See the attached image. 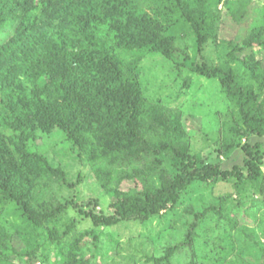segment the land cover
<instances>
[{
  "label": "trees",
  "instance_id": "1",
  "mask_svg": "<svg viewBox=\"0 0 264 264\" xmlns=\"http://www.w3.org/2000/svg\"><path fill=\"white\" fill-rule=\"evenodd\" d=\"M167 1L162 13L166 18L176 16L169 31L144 18L118 26L115 14H127L128 8L117 0H0V37L14 31L10 39L0 41V212L15 207L29 226L46 228L51 239L64 248L79 222L76 218L66 221L65 216L76 210L93 224L82 239L92 237L99 246L103 237L97 229L147 222L173 210L195 181L210 185L234 180L240 192L260 188L264 176L261 143L241 146L243 167L222 169L205 163L184 143L181 114L147 99L138 67L142 58H133L132 51L160 54L174 61L180 72L191 57L178 42L191 40L201 54L215 37L217 16L202 1ZM105 30L116 35L117 49L114 44H103ZM253 44L264 46V40L252 36L230 54L231 59L239 60L236 52ZM178 56L182 63L177 62ZM189 66L192 73L219 79L244 131L264 137L263 106L253 85L240 83L231 67L224 70L195 62ZM41 130L63 131L79 155H86L101 187L113 196L112 213L96 212L98 202L89 209L90 202H61L51 193V184L75 188L82 177L69 183L62 169L30 151V143ZM165 160L174 163L172 171ZM40 188L45 193L42 201H38ZM217 215L225 245L215 247L213 254L225 262L234 251L226 246L231 237L228 231L236 224L227 212L215 207L195 213L184 239L168 245L163 256L146 261L174 264L177 254L194 247L203 223ZM10 239L11 234L0 229L1 254ZM81 240L75 239L67 264H90L91 257L80 251Z\"/></svg>",
  "mask_w": 264,
  "mask_h": 264
},
{
  "label": "rangeland",
  "instance_id": "2",
  "mask_svg": "<svg viewBox=\"0 0 264 264\" xmlns=\"http://www.w3.org/2000/svg\"><path fill=\"white\" fill-rule=\"evenodd\" d=\"M165 1L168 2L117 0L123 8L128 9L127 14L121 11L116 13L114 22L120 27H127L132 20L144 18L169 31L170 23L176 16L169 14L166 18L162 13ZM200 1L210 14L217 16L215 37L205 45L201 54L191 40L178 42L191 57L184 69L181 68L179 72L174 61L155 52L137 50L131 54L133 58H142L138 67L147 99L181 114L185 132L183 140L189 152L205 163L219 165L222 169H232L237 165L243 167L241 146L246 142H258L262 144L264 152V137L250 136L244 131L240 117L224 93L219 79H207L192 73L189 65L195 62L224 70L233 68L240 83L254 86L263 106L264 118V46L253 44L242 52H236L239 60L233 61L230 57L236 48L250 42L252 36L264 40V0ZM196 3L193 1L192 5L196 6ZM13 33L11 31L10 35L1 36L0 41L10 39ZM115 36L112 31L105 30L103 44L112 46ZM248 55L253 57L249 58ZM182 61L183 58L178 56L177 62ZM248 66L253 67L256 74ZM30 151L39 152L53 167L62 169L69 183H75L79 176L82 177V183L75 188L51 184L50 191L57 199L61 202L75 200L80 204L90 202L89 209H94V202H98L96 212L103 210L112 213L113 196L101 187L86 155H79V150L63 131H39L37 139L30 143ZM165 165L173 170L171 160H165ZM262 170L264 173V166ZM238 189L234 180H219L210 185L195 181L173 210L147 222H122L105 231L103 228L97 229L103 237L99 246L92 237L82 239L86 232L93 230V224L76 210L69 211L65 218L66 221L76 218L78 228L61 248L51 239L46 228L29 226L21 213L15 207H10L0 212V229L11 234L8 249L0 253V264H67L70 254L74 252L75 239H82L80 251L91 257L90 264H154L147 262L146 258L163 256L168 245L184 239L195 213L213 207L222 208L236 224L234 229L228 231L231 237L226 245L228 249V246L233 247L232 255L221 262L219 254H213L215 247L225 245L220 240L224 238L225 231L217 223V215L213 221L203 223L201 236L196 239L194 247L177 254L174 264H192L193 258L195 264H264V176L260 188H247L243 192ZM37 192L38 201H42L44 191L40 188ZM59 231L63 232L64 229L60 228ZM206 256H210L211 260L208 261Z\"/></svg>",
  "mask_w": 264,
  "mask_h": 264
}]
</instances>
